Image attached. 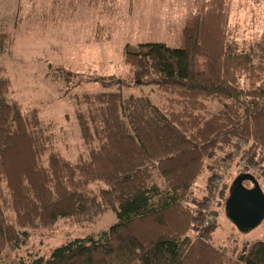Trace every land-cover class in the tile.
<instances>
[{
    "label": "trees",
    "instance_id": "obj_1",
    "mask_svg": "<svg viewBox=\"0 0 264 264\" xmlns=\"http://www.w3.org/2000/svg\"><path fill=\"white\" fill-rule=\"evenodd\" d=\"M196 8L175 46L126 48L134 84L149 92L77 99L88 155L75 164L55 149L39 109L0 105V261L27 246L32 230L104 205L117 219L108 230L18 264H264V241L211 242L221 225L210 208L234 162L237 175L264 180V33L237 41L230 0H197ZM51 75L62 89L72 83L70 72ZM10 90L0 76V100ZM231 188L222 189L220 207Z\"/></svg>",
    "mask_w": 264,
    "mask_h": 264
},
{
    "label": "rangeland",
    "instance_id": "obj_2",
    "mask_svg": "<svg viewBox=\"0 0 264 264\" xmlns=\"http://www.w3.org/2000/svg\"><path fill=\"white\" fill-rule=\"evenodd\" d=\"M196 1L116 0L99 7L86 0H0V76L11 82V93L0 105H13L22 114L39 109L41 119L52 126L57 152L73 164L85 159L88 152L75 120L77 99L106 91L136 96L149 92L134 84L124 63L126 48L149 42L175 46L179 29L197 11ZM230 2L233 36L254 43L264 33V0ZM59 70L73 74L72 83L63 89L59 80L51 81V74ZM79 106L85 111V106ZM237 168L235 162L228 167L210 201L221 225L211 239L216 245H227L231 237L241 243L264 241V221L242 233L218 204L222 189L231 187L239 176ZM258 183L264 192V180ZM204 186L198 181L195 192L200 194ZM116 221L104 205L89 215L60 219L53 227L32 230L27 246L6 252L0 264L48 257L66 241L97 235Z\"/></svg>",
    "mask_w": 264,
    "mask_h": 264
},
{
    "label": "water",
    "instance_id": "obj_3",
    "mask_svg": "<svg viewBox=\"0 0 264 264\" xmlns=\"http://www.w3.org/2000/svg\"><path fill=\"white\" fill-rule=\"evenodd\" d=\"M245 183L253 187L247 188ZM225 213L242 233H248L264 221V192L253 175L240 174L233 182Z\"/></svg>",
    "mask_w": 264,
    "mask_h": 264
}]
</instances>
